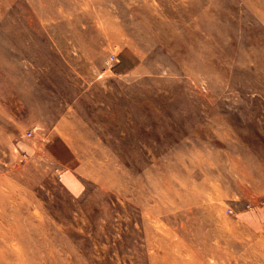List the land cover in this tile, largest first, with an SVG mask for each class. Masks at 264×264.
<instances>
[{"label":"rangeland","instance_id":"obj_1","mask_svg":"<svg viewBox=\"0 0 264 264\" xmlns=\"http://www.w3.org/2000/svg\"><path fill=\"white\" fill-rule=\"evenodd\" d=\"M0 264H264V0H0Z\"/></svg>","mask_w":264,"mask_h":264}]
</instances>
